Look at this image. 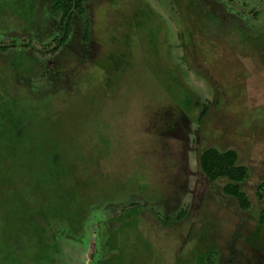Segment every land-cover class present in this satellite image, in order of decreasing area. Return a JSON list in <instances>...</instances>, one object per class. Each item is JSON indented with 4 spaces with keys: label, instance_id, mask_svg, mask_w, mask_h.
<instances>
[{
    "label": "rangeland",
    "instance_id": "rangeland-1",
    "mask_svg": "<svg viewBox=\"0 0 264 264\" xmlns=\"http://www.w3.org/2000/svg\"><path fill=\"white\" fill-rule=\"evenodd\" d=\"M244 1L236 0L232 5L230 4L232 10L236 8L234 11L238 14L242 13L244 16L242 17L244 20L239 21L242 27L239 23L233 27L229 20H227L226 29H222V24L220 23L219 27L213 26L211 32L214 34L215 46L211 45L210 48L214 49V51H210L206 46L207 50H205V53H199L198 55L195 52V44L200 42L201 36L206 40L207 34L198 33V40H193L191 29H196L197 20L194 17L196 12L192 11L191 14L188 11L189 16L187 18L185 9L180 7L174 0H145L144 4L150 10L151 19L145 27H142V32H139L140 35L135 37V41L137 40V44L140 45L139 52L142 60L135 74L132 75L134 77L129 80L128 72V78H126L129 83V113L125 110L128 98L126 86L123 85L120 88L112 89L115 109L117 108L116 114L118 119H120V121L114 123V126H116L117 131L119 130L118 133L120 134L129 132V145H127L126 141V144L122 143L118 146H112L110 137L106 136L104 138L107 134L101 130V127L97 129L96 123H89L91 118H95L96 110L100 107L99 104V106L92 104L95 103V96H100L99 92L95 94L91 92L85 93L83 90L77 99L64 106L62 103H56L58 98L55 97L63 91L57 92L53 90L51 94H55V98L50 96L49 100L40 101L37 106L33 103L34 107L32 104L31 106L29 105L34 113L39 107L44 109L41 115L38 114L40 121L37 125L40 129L37 132L35 131V136L44 138L42 140L43 146L32 143L33 137H29V144L32 145L31 151L33 152H29L31 155H21L9 169L5 168L6 163L3 162L1 164L0 264H37L31 260L33 257H26L28 254L33 256L38 254L32 235L27 236L25 243L27 246L24 252L19 248V246L21 247L17 239L20 238L19 233H21L18 229L19 223L16 225L13 217H7L5 201L13 203L15 198L14 191L18 190L17 193L20 196L22 178L27 173V168L31 171L35 168L37 173H40L42 170L40 161L47 159L50 162L53 159L50 154L54 153V151L56 152V149L59 148L57 145L62 146L67 151H81L84 146L81 145L84 136L87 134L96 136L97 134L99 139L106 142L108 146L106 147L107 150L101 152V156H99V158H102L101 161L95 159L98 157V149L96 148H94L92 153L86 154V156L91 158L90 160L95 159L93 164L94 168L98 169V175L91 179L93 182H91L90 186L83 185L80 195H77L78 205H73L77 211L84 209L86 205H90L87 202L94 197H99L98 195H101L100 197L105 198V200L115 198L122 201L121 199L126 197V194H129V187L132 184L134 185L135 182L144 183L143 185L146 186L149 177L148 173H146L147 169L156 167L155 159L158 155V151L151 147L153 145L151 142L153 134L149 133V131L151 132L152 126L159 123L161 125V120L158 121V119L163 113L164 104L169 102L183 103L186 100L187 91L183 88L182 83H179V80L186 81V83L184 82L187 85L186 88H191L194 91L199 102L198 108L189 114L188 121L192 130H199L200 140L198 142V135L192 133L190 141L184 144L183 149L188 152L189 159L186 166V180L183 185V188L187 189V193L182 200L172 194L174 201L170 203L169 207L175 206L176 203H181V206L193 213L194 218L198 217L199 212L203 211L204 221L201 224H196L192 223V219L188 218L187 222L179 224V231H182L184 238L188 233L192 235L191 238H185V240L180 238V236H173V234H164V237L166 236L167 238L163 240L161 238H153L148 235L153 233L151 231H146L145 233L138 231L140 233L129 238L127 236L129 229L124 230L121 233V253L118 256V260L120 264H198L195 261L196 259L189 256L191 254H188V250L192 245L200 243L195 237H198L197 235L202 230H210L214 232L220 231L224 236L222 240L215 241L216 245L224 247L223 264L232 261L233 258L228 254L227 240L236 228L235 226L240 218L235 211L239 207L236 201L223 198L221 194L216 193V190H212L211 186H209L210 183L207 181L202 180L196 184L198 181L196 174L199 170L197 161L198 150L209 146H215L222 150L236 149L240 154L241 162L251 168V175L245 187L254 207L250 210L248 218L252 219L258 216L262 203L256 191L257 187L264 183V48L262 47L263 41L258 37L264 38V26H260L261 22L264 23V0ZM108 2L109 0H94L92 2L94 7L95 5L99 6L101 3L104 4L100 8L95 7V18L98 19V15L101 18V27L98 30L103 36L101 38L96 36V38L99 39L101 47L104 48H102L104 50L103 55L107 51H111L115 46H125V43H123L124 37L121 33H118L119 37L116 38L114 32L109 33L108 36L105 30L118 31L119 16L124 15V13L129 14L130 4L129 0H111ZM181 3L186 4L187 0H182ZM194 7L195 5L193 10ZM209 9L211 8L209 7ZM212 11L214 12V10ZM45 18L46 20L50 19V16L46 15ZM198 20H203V17L200 16ZM150 27L160 31L157 32L156 42L158 45L156 47H154V43L150 42V38H154V35L150 34ZM120 28L127 29L126 26ZM243 28L249 31L252 30V33L253 30H257L258 35L246 34L243 40L241 39V33L239 35V32L244 30ZM23 31L18 30V33L22 34V38L24 36ZM225 31L226 33H224ZM42 38L45 40L49 37L43 36ZM214 42L210 43L214 44ZM46 43V45H51L54 40L49 38ZM35 44L38 47H44L40 43ZM8 59L9 57L3 60L5 64L9 63V65H6L4 72L0 74L4 78L6 77V72L7 76H12L13 73L15 57L11 60ZM46 59L49 63L54 61V58L49 57ZM166 62L171 65L167 66ZM5 70L7 71L5 72ZM217 90L218 94L215 98ZM37 95H39V98L41 97V94ZM108 95L110 96L111 92ZM59 98L62 97L59 96ZM48 103L49 110L47 111L45 106ZM96 103L99 102L96 101ZM206 107L210 109H207L206 117L202 120V113ZM57 108L59 110L62 109V113L57 114L53 111ZM89 108L91 111H89ZM107 109L108 106L103 110L110 115L112 110L109 111ZM91 115L92 117H90ZM104 118L107 119L106 117ZM98 125L99 122L97 123ZM127 125H129L128 129ZM80 137L81 139H79ZM176 142L174 141L173 143L177 146ZM178 146L180 147V145ZM129 147L134 150L132 156H134V152L138 155L137 151H142L143 153H140L141 158L137 155L135 156L140 160L138 158H134L133 161L130 160V162L139 167V170L133 173L130 178ZM144 167L146 169H143ZM69 169L75 172L73 167H69ZM11 171L13 172L10 175ZM37 179L39 180V178ZM225 182V179L218 181L221 186ZM10 183L13 187L12 194L8 193L12 192L9 188ZM204 185H207V187L203 188ZM195 191L197 196L195 195L194 198L193 193ZM96 192L97 195H95ZM38 193L40 194L41 192ZM115 202L117 203L118 201ZM194 204H199V206L193 207ZM119 206V204L113 206L111 212H116L115 210ZM203 208L206 211V215ZM205 219H208V221ZM207 222L210 226H207ZM201 225L202 227H200ZM14 226H17V228ZM68 235L69 233H66L64 240L66 242H74ZM94 237L95 234L92 235L89 249L84 254L90 258L95 249ZM207 241L210 243L211 240ZM241 243L249 247V244H246L244 239ZM260 247L264 251V246L260 245L258 250L252 251L248 254L249 256H244L246 261L242 262V264H264V252H260ZM204 249H207V247ZM257 251H259V254ZM82 252L83 249L80 245L71 244V249L68 253L74 264H84L81 259H75L82 255ZM252 253L253 255L257 253L258 258L253 256ZM212 262L213 264H219L217 252H213ZM64 263L67 264L65 261ZM108 264H116V259L111 257Z\"/></svg>",
    "mask_w": 264,
    "mask_h": 264
},
{
    "label": "trees",
    "instance_id": "trees-1",
    "mask_svg": "<svg viewBox=\"0 0 264 264\" xmlns=\"http://www.w3.org/2000/svg\"><path fill=\"white\" fill-rule=\"evenodd\" d=\"M53 1V9L60 14V18L63 21L64 33L59 37L56 46L52 50H58L64 45L66 53L74 54V49L66 46L65 42L72 31L74 16L79 15L82 17L89 14L84 3L86 0ZM174 1L185 9L187 18L189 16L188 11L192 13L193 6L197 5L196 11L195 9L194 11L200 16L204 13L201 23L208 24L207 20L210 22L212 15H214V12L209 7L205 6L206 10L203 7L204 4L202 2L205 3L209 0H187L186 4H182V0ZM235 1L228 0L230 4ZM129 2V14L134 16L129 28V53L124 51V49L115 51L117 53L108 51V58H105V60L110 62V65L103 66L101 71L99 69L100 59L92 58L86 60L89 64L87 72L76 73V77L79 76V73L82 74V77L76 81V85L73 86L74 89H62L63 92L55 96L58 98L56 103H62L67 106L69 102L77 99L84 90L85 93L91 92L95 94L99 92L100 96L96 95L95 103L92 104L100 105L109 98V92L113 93L112 89L120 88L123 85L126 86V93L128 92L127 96L129 97V83L128 79H126L128 78V73L126 74L125 72L127 71L123 70V68L129 64L128 72L129 80H131L142 60L139 52L140 45H134V42L131 43V41H134V36L140 35L142 27L147 23L146 17L149 15L148 11L139 5L138 0H129ZM35 6L36 2L34 0H0V52L5 53L15 48L6 57V59L9 57L10 60L15 57L12 76H7V70H5V78L0 75V171L3 162L6 163L5 168L9 169L21 155H31L29 152L32 150V145L29 144V137H33L32 143L43 146L42 140L44 138L37 137L35 134L40 129L37 125L40 121L38 114L41 115L44 109L39 107L38 111L36 110V113H34L29 105L31 106L33 103L37 106L40 101L49 100L50 96L55 98V94H51V92H45L39 98L38 95L24 94L22 90H18L16 87L18 85L16 80L34 75L37 72L36 65H39L38 58L35 57L36 55L33 51L29 50L33 46L31 37L22 39V34L18 33V30L22 31L23 29L26 30L25 32H27V29L33 32L31 29L35 27L33 16ZM199 17L197 18L199 19ZM260 24L264 26L263 22ZM150 30V34H153V27ZM37 35H40V33H37ZM153 35L154 38H150V42L154 43V47H156L158 45L156 42L157 37L155 33ZM86 36L87 38L89 37L88 35ZM262 43L264 46V42ZM47 53H50V50L42 52V54ZM0 56H2L1 53ZM10 63L12 62L10 61ZM166 64L167 66L171 65L168 62ZM6 65H9V63L4 64V68L7 67ZM171 67L175 69L173 66ZM184 82L186 83L184 80H179V83H182L183 88L187 91L186 100L183 103L169 102L164 104L163 113L158 119V121L161 120V125L157 121L159 124L152 126L151 132L149 131V133L153 134L151 140L153 145L151 147L158 151L155 159L156 167L147 169L146 173H148L149 177L146 186L143 185L144 183H136L134 181L135 184L129 187V194H126L127 196L122 198V201L115 198L105 200V198L100 197L101 195H98L99 197H94L95 199L88 201L87 203L90 205H86L82 210L77 211L73 207V205H78L77 195L81 193L83 185L90 186L91 182H93L91 179L97 177L98 169L94 168V160L101 161L102 158H99V156L108 147L106 142L101 141L97 134L96 136L91 134L84 136L83 143L81 142V145L84 146L83 150L80 148L81 151H67L62 146L57 145L59 148L56 149V152L54 151V153L50 154L53 156L50 162L47 159L40 161L42 167L40 173H37L35 168L32 169L33 172L27 168L28 171L22 178L20 196L17 190L14 191L15 198L13 203L5 201V206L8 209V211L5 209L7 217H13L16 225L19 223L18 229L21 231L19 233L20 238H17L19 240L18 244L21 245L19 248L24 252L28 235H32L34 239V246H36L38 254L34 256L28 254L27 258L33 257L31 260L37 264H65L64 261L67 264H74L69 258L68 251L71 249V244H78L83 249V252L82 255L75 259H81L84 264H108L111 257L116 259V264H120L118 260V256L121 253L120 238L124 230L129 229V232L127 231L129 238L140 233L138 231L144 233L151 231L153 233L148 234L149 236L163 240L167 238L166 236L164 237V234H174V231L178 230L179 224H184L189 219H192V223H203L205 218L202 215L204 214L203 211L199 212L198 217L196 216L197 218H194L193 213L181 206V203H176L175 206L169 207L172 194L175 191H177V195L180 198H183L185 192L183 187L180 189L176 188L178 177L182 174L179 170L181 169L180 162L183 159L182 152L184 151L181 138L175 135L176 128L173 121L185 115L189 116L198 108L199 103L195 94L190 88H186L187 85ZM59 96L62 98H59ZM96 101L99 103H96ZM48 105L49 103L45 106L47 111L49 110ZM208 108L206 107L202 113V120L206 117ZM53 111L57 114L62 113V109L59 110L58 108ZM89 111H91L90 108ZM89 123H96L97 127L98 118L96 116L94 119L91 118ZM106 124L107 126L109 125L108 121L103 125L99 122L98 127L101 126V130L107 134L104 138L106 136L110 137L112 146H118L122 143L126 144V141L128 143L129 132L127 134L115 132L114 134L111 129H107V126L105 128L104 125ZM174 141H177V146L173 143ZM94 148L98 149V157L90 160L91 158L86 156V154L92 153ZM129 151L130 178L133 173L139 170V167L130 162V160L133 161L134 158H138L135 157L137 154L134 152V156H132L134 150L130 147ZM137 152V156L141 158L140 153L142 151ZM138 160L140 159L138 158ZM198 164L200 177L210 183L209 186H211L212 190H216V193L221 194L223 198L236 201L239 207L235 211L240 218L235 226L236 228L227 240L228 254L233 258L227 264H242V262L246 261L245 255L252 251L255 252L260 245L264 246V183L260 184L256 191L262 203L259 214L249 219L248 216L254 204L246 190L245 184L250 178L251 168L241 162L239 152L236 149L222 150L215 146L205 147L199 152ZM69 167H73L75 172H72ZM143 169H146V167ZM12 172H10V175ZM221 179L226 180L222 186L218 183ZM9 188L11 190L13 188L11 183ZM4 192L7 193L6 190ZM38 192L41 193L39 194ZM8 193L12 194L13 190ZM95 195H97V192ZM115 201L118 202L116 203ZM128 203L129 208L127 207ZM116 204L120 206L116 210L114 209L116 212L112 213V207L116 206ZM203 210L206 215L204 208ZM205 220L208 221V219ZM207 226H210L208 222ZM66 233H69L68 236L74 242H66L64 240ZM93 234H95L93 238L95 249L91 254V259L87 260V255L84 254L89 249V242H91ZM179 236L184 240L192 237L189 233L185 238L182 233ZM197 236L195 239L200 243L190 247L188 254L191 255L189 256L196 259L195 261L198 264H213L212 255L213 252H217L219 264H223L224 247L220 245V249L215 242L216 240H222L224 238L223 234L220 231L202 230ZM243 239L246 244H249V247L241 243ZM207 240H211L210 243ZM205 247L207 249H204ZM260 249V252H264L263 248L260 247ZM257 253L259 254V251ZM257 253L254 255L252 253V255L257 256Z\"/></svg>",
    "mask_w": 264,
    "mask_h": 264
},
{
    "label": "flooded vegetation",
    "instance_id": "flooded-vegetation-1",
    "mask_svg": "<svg viewBox=\"0 0 264 264\" xmlns=\"http://www.w3.org/2000/svg\"><path fill=\"white\" fill-rule=\"evenodd\" d=\"M36 2V6H35V11H34V21H35V27L33 29H31L33 32H30L27 29V32H25L26 30L23 31V38L22 39H26L29 36L31 37V41L33 42V46L29 48V50L33 51V53L36 55L35 57L38 58L39 60V65H36V70L37 72L28 77V78H24L21 80H16L17 81V89L22 90V92L24 94H29V95H36L37 94H41V96L45 93V92H52L53 90L59 91V89H64V88H68V89H74V85H76V81H78V79H80L82 77V74L79 73V76H75L76 73L81 72V73H86L88 70V63L86 60L92 59V58H98V60L100 59V63H99V69L101 71V68L103 66H108L110 65V62L106 61L105 58H108L107 52L103 55V47H101V43L100 41H98L99 39L96 38L99 37L101 38V35L99 33V27H101V18L98 15V19L95 18V7H99L101 5H104L103 3H101L99 6L98 5H92V2L94 0H86L84 3L87 7V11L89 12V14H86L84 16H79L76 15L74 16V19L72 21V31L69 34V38L67 39V41L65 42L66 46L68 47H72L75 51L74 54H69L68 52L66 53L65 50V46H61L58 50H52L56 44H57V40L59 39V37L64 33V29H63V21L60 18V14L56 13L53 9L54 6V1L53 0H34ZM111 0H109L110 2ZM108 2V3H109ZM139 5L143 6V8L148 11V13L150 12V10L145 6V0H138ZM133 3V2H132ZM206 3V5H205ZM202 2L203 7H210L212 10H214V15H212V19L209 22L207 20V23H201L200 20H197L200 15H198V13H195L194 17L195 20H197V24H196V29H191V34L193 37V40H198L197 38V34H207V39L205 40L204 37H200V42L195 44V52L199 55V53H205V50H207V47L209 48V50H213L211 49L210 46L214 45L215 46V42H214V34L212 31L213 26H217L219 27V23L222 24V29H226V23L227 20H229L232 24L233 27L235 25H237V23H239V25L241 26L240 22L241 20H244V17L242 15V13H237L236 11H234L236 8H233V10L230 8V3L228 1L225 0H209L206 2ZM201 4V5H202ZM232 5V4H231ZM198 6L195 5L196 9ZM205 7V10H206ZM203 9V8H202ZM99 11V9H98ZM192 11H194L192 9ZM196 11V10H195ZM220 11V12H219ZM192 14V13H191ZM46 15L50 16V19L45 18ZM202 17L204 18V13L201 14ZM52 16V18H51ZM45 18V20H44ZM120 22H119V28L118 31H107V34L109 36V33L114 32L116 34V38H118L119 34L121 33V35H123L124 40L123 43H125V46H115L114 48L111 49L112 52H115L117 50L122 51L124 49V51L129 53V31H130V22L133 21L134 16L131 14H126L124 13V15H120ZM147 19V20H146ZM146 21L147 23L145 25L148 24L149 20L151 19L150 17V13L149 15H147L146 17ZM207 19V18H206ZM89 20V22H88ZM136 20V19H135ZM200 24V25H199ZM144 25V27H145ZM262 25V24H260ZM127 27L126 30H124V28H120V27ZM225 26V27H224ZM257 26V25H255ZM195 27V26H194ZM242 27V26H241ZM151 28V27H150ZM244 30H241L239 32V35L241 33V39H245V35H258L257 30H253V33L249 30H246L245 28H243ZM124 30V31H123ZM142 31V30H141ZM140 32V31H139ZM151 32V30H150ZM153 34H156V37L158 36L157 32H160L158 29L155 30V28L153 27L152 30ZM37 33H40V35H37ZM98 33V35H97ZM119 33V34H118ZM223 33V31H222ZM226 33V31L224 32ZM88 35L89 37L87 38ZM43 36H48L49 38H51L52 40H54V43L51 45H46V41L49 38H46L44 40V38H42ZM259 39H261L264 42V38H260V36H258ZM133 38V37H132ZM134 41H131V43L134 42V45L137 44V41H135V36L133 38ZM210 42H214V44H211ZM35 43H40L42 46L44 47H38ZM207 46V47H206ZM264 48V46H262ZM90 48V49H89ZM103 48V49H102ZM15 49V48H12ZM9 50L5 53L0 52L2 56H0V73H3V68H4V64L5 62L3 60L6 59L7 55L9 52L12 51ZM127 49V50H126ZM47 50H50V53L47 54H42V52L44 53V51L46 52ZM65 50V51H64ZM117 53V52H115ZM54 58V61L52 62H48V60L46 58ZM2 58V59H1ZM129 65V64H128ZM128 65H126L123 70H126L127 72H125L126 74L129 71V67ZM76 71V72H73ZM114 74V73H113ZM102 80V79H100ZM53 84V86H51ZM110 86V85H108ZM16 89V88H15ZM191 89V88H190ZM26 90V91H24ZM192 90V89H191ZM193 94L194 91L192 90ZM215 92V91H214ZM218 94V90L217 92H215V98ZM39 96V95H38ZM127 102V108H125V110H127V113H129V97L126 100ZM104 106H108L109 111L112 110L111 114H107V112H104L105 108ZM115 99L113 98V94H111L109 96V98H107V100L103 103L100 104V107L97 108L96 110V115L98 118V122H100L102 125L106 122V120H108V123H110L108 126L107 124L104 125L105 128L106 126L108 127V130H112L115 134V132H118L116 129V126H114V123L120 121V119H118L117 116V108L115 109ZM95 108V107H94ZM104 109V110H103ZM210 109V108H209ZM116 111V112H115ZM95 115V116H96ZM104 115V116H103ZM104 117H106L107 119H105ZM129 117V116H128ZM112 119V121H111ZM189 116L185 115L182 117H179L177 120L173 121V124L176 128V132L175 135L179 136L182 140V145L183 147L185 146L184 144L190 141V137L191 134H197V138H198V142L200 140V135H199V130H192L189 126ZM150 120V118H149ZM150 123V122H149ZM128 126V127H127ZM127 129L129 128V125H127ZM101 127V126H100ZM98 129V126H97ZM129 145V141L127 143ZM184 151V149H183ZM200 152V150H198ZM199 152H198V156H199ZM183 155V159L181 160V169L179 170L180 172H182V174L178 177V181H177V189H180L183 187L184 182L186 180L185 174L187 173V164H188V152L184 151L182 152ZM197 161H198V157H197ZM199 165V164H198ZM197 176V183H199V181H202L203 178L200 177L199 175V170L196 174ZM198 186V185H197ZM207 187V185H204L203 188ZM184 195L187 193V189H185ZM196 191L193 193L194 198L195 195L197 196ZM174 197H179L177 195V191H175V193L173 194ZM172 196V199L170 200V203H172V201H174V198ZM184 198V196H183ZM180 200H182V198H178ZM201 203V201H200ZM199 203V204H200ZM195 205L193 207H197L199 206ZM127 207L129 208V203L127 204ZM168 207V206H167ZM180 228H178L177 231H174L175 233L173 234V236H179L180 233H182V231H179ZM181 238V237H180ZM181 250V248H180ZM258 258V257H257ZM91 259L90 257H87V260Z\"/></svg>",
    "mask_w": 264,
    "mask_h": 264
}]
</instances>
